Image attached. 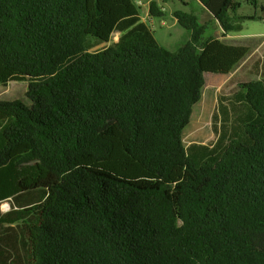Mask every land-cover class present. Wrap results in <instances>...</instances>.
<instances>
[{
    "label": "trees",
    "instance_id": "1",
    "mask_svg": "<svg viewBox=\"0 0 264 264\" xmlns=\"http://www.w3.org/2000/svg\"><path fill=\"white\" fill-rule=\"evenodd\" d=\"M198 1L225 33L264 20ZM173 14L175 50L135 0H0V84L28 81L0 97V264H264V58L220 100L217 141L186 145L206 75L252 50Z\"/></svg>",
    "mask_w": 264,
    "mask_h": 264
},
{
    "label": "rangeland",
    "instance_id": "2",
    "mask_svg": "<svg viewBox=\"0 0 264 264\" xmlns=\"http://www.w3.org/2000/svg\"><path fill=\"white\" fill-rule=\"evenodd\" d=\"M166 2L167 11L162 18H150L156 37L162 46L175 50L187 40L189 32L175 22L174 12L186 9L195 12L200 22L208 27L207 35L212 34L224 41L237 45L249 46L251 56L233 73L228 75L209 73L206 75V85L200 102L195 106L190 124L184 131L186 145L191 143H203L213 145L220 134L221 115L220 100L226 102L238 87L240 82L248 81L255 77L254 65L264 58V20L249 19L247 17L262 14L261 5L264 0H258V7L251 0H240L242 7L239 14L247 19L242 20L243 28L238 32L225 33L220 23L197 0H162ZM138 5H143L139 3ZM143 16H145L143 8ZM146 18V17H145ZM161 20L165 21L162 24ZM119 33H115L112 40L117 41ZM103 44L99 47L107 46ZM28 89V81H12L7 86L0 84V97L13 99L21 97ZM10 203L4 202L1 207L4 211L10 208Z\"/></svg>",
    "mask_w": 264,
    "mask_h": 264
},
{
    "label": "crops",
    "instance_id": "3",
    "mask_svg": "<svg viewBox=\"0 0 264 264\" xmlns=\"http://www.w3.org/2000/svg\"><path fill=\"white\" fill-rule=\"evenodd\" d=\"M137 3H138V1H140L141 2V4H143V5H141V7H142V12H143V8H144V12L146 13L145 14V16H143V13H142V18H143V20L144 21H146V22H148L151 26H153L151 23H150V21H149V19L150 18H152V17H150V2L152 1V0H135ZM157 1H159L160 3H161V5L163 6V8H164V10H165V12L167 11V7H166V2H164V1H162V0H157ZM198 1V0H197ZM200 2V1H199ZM180 10H184V11H188V12H191L190 10H186V9H180ZM146 17V18H145ZM161 22H162V24H165L166 22L165 21H163V20H161ZM173 24H179L178 23V21H177V19L175 18V22L173 23ZM154 30V29H153ZM156 35V34H155Z\"/></svg>",
    "mask_w": 264,
    "mask_h": 264
},
{
    "label": "built area",
    "instance_id": "4",
    "mask_svg": "<svg viewBox=\"0 0 264 264\" xmlns=\"http://www.w3.org/2000/svg\"><path fill=\"white\" fill-rule=\"evenodd\" d=\"M141 4V2H139Z\"/></svg>",
    "mask_w": 264,
    "mask_h": 264
},
{
    "label": "water",
    "instance_id": "5",
    "mask_svg": "<svg viewBox=\"0 0 264 264\" xmlns=\"http://www.w3.org/2000/svg\"><path fill=\"white\" fill-rule=\"evenodd\" d=\"M10 206V205H9Z\"/></svg>",
    "mask_w": 264,
    "mask_h": 264
}]
</instances>
